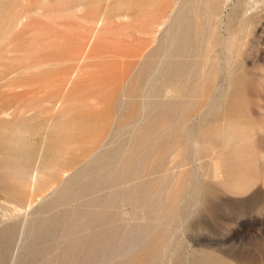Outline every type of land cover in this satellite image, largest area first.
Listing matches in <instances>:
<instances>
[{
    "label": "rangeland",
    "instance_id": "1",
    "mask_svg": "<svg viewBox=\"0 0 264 264\" xmlns=\"http://www.w3.org/2000/svg\"><path fill=\"white\" fill-rule=\"evenodd\" d=\"M223 3L0 0V264H264V0Z\"/></svg>",
    "mask_w": 264,
    "mask_h": 264
},
{
    "label": "bare ground",
    "instance_id": "2",
    "mask_svg": "<svg viewBox=\"0 0 264 264\" xmlns=\"http://www.w3.org/2000/svg\"><path fill=\"white\" fill-rule=\"evenodd\" d=\"M217 1H218V0H216V2H217ZM255 1H258V0H255ZM204 2H205V1H204ZM207 2H208V1H207ZM210 2H213V0H212V1L210 0ZM225 2H226V0H224V3H225ZM228 2H229V1H228ZM177 3H178V2H177ZM224 3H223V4H224ZM207 4H209V3H206V5H205V4H204V5L207 6ZM198 5H199V4H198ZM210 5H212V3H211ZM214 5H215V4H214ZM225 5H226V4H225ZM176 6H178V5H176ZM223 6H224V5H223ZM211 7H212V6H210V8H211ZM215 7H216V6H215ZM217 7H218V6H217ZM217 7H216V8H217ZM205 8H206V7H205ZM207 8H208V6H207ZM212 8H214V6H213ZM214 9H215V8H214ZM191 10L193 11V9H191ZM174 11H175V10H174ZM206 11H207V9H206ZM214 11H216V10H214ZM200 13H201V12H199V14H200ZM206 13H207V12H206ZM210 13H211V12H210ZM214 13H215V12H214ZM244 13H245V12H244ZM195 14H196V13H195ZM246 14H247V11H246ZM246 14H245V16H247ZM211 15H212V14H211ZM215 15H216V14H215ZM193 16H194V15H193ZM201 16H202V15H201ZM209 16H210V15H209ZM207 17H208V16H207ZM199 19H201V18H199ZM210 19H212V18H210V17H209V19L207 18V21L210 20ZM217 19H218V17H217ZM201 20H203V19H201ZM214 21H216V19H215ZM204 23H205V22H204ZM200 24H201V23H200ZM209 26H210V25H209ZM195 27H196V26H195ZM202 27H203V26H202ZM203 28H204V27H203ZM212 30H213V29H212ZM195 32H196V31H195ZM202 32H203V31H202ZM199 33H200V32H199ZM195 34H196V33H195ZM196 35H197V34H196ZM198 35H199V34H198ZM230 37H231V36H230ZM233 38H234V37H233ZM206 39H207V38H206ZM210 40H211V39H210ZM198 41H199V40H198ZM200 41H201V40H200ZM205 41H206V40H205ZM229 42H230V41H229ZM232 47H233V46H232ZM210 50H211V49H210ZM161 61H162V60H161ZM207 62H208V61H207ZM207 64H208V63H207ZM205 67H206V66H205ZM191 68H192V67H191ZM202 72H203V71H202ZM205 74H206V73H205ZM206 76H207V75H206ZM206 80H207V79H206ZM45 85H46V84H45ZM50 85H51V84H50ZM202 85H203V84H202ZM170 91H171V90H170ZM170 91H169V92H170ZM173 91H174V90H173ZM171 92H172V91H171ZM119 93H120V92H119ZM124 96H125V95H124ZM115 104H116V103H115ZM53 114H54V113H53ZM119 115H120V114H119ZM117 119H118V118H117ZM121 123H122V122H121ZM63 152H64V151H63ZM66 174H67V173H65V175H64L65 177H66ZM50 186H51V185H50ZM55 189H56V187H54V186L52 185V186L49 187L46 191H47V193H48V192L53 191V190H55ZM47 193H46V194H47Z\"/></svg>",
    "mask_w": 264,
    "mask_h": 264
}]
</instances>
